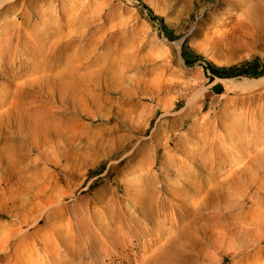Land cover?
<instances>
[{
  "label": "rangeland",
  "instance_id": "rangeland-1",
  "mask_svg": "<svg viewBox=\"0 0 264 264\" xmlns=\"http://www.w3.org/2000/svg\"><path fill=\"white\" fill-rule=\"evenodd\" d=\"M24 1L18 0L11 9H4L6 17L0 14L3 25H0L3 28L0 40L8 37L5 29L16 31L26 17L34 19L31 29L38 30L43 24L52 32L50 39L56 41L58 50L50 59L51 63L58 60L56 70L68 57L74 60L83 54L80 49L84 45L93 47L90 52L88 49L86 58L78 60L79 73L89 76L99 66L108 67L105 72H108L111 89L108 94L101 90L96 92L108 96L109 105L119 111L137 114L142 123L151 119V124H146L140 134L130 132L116 115L109 123L101 121L85 129L90 135H98L100 131L101 137L96 139L103 144L98 150L81 148L82 144L72 147L73 153L78 154L71 163L73 175L64 176L57 186L68 192L61 207L50 214L52 221L57 223L56 232L71 233L66 223L67 212L75 204L76 209L83 207L90 214H96V218L91 217L94 226L104 231L121 228L120 233L134 222L141 224L142 217L136 212L135 201L156 197L153 206L165 208L167 201L164 199L179 194L187 203H194L197 191L218 184L232 171L264 160V82H260L264 79V39L244 15L247 1ZM30 59L38 60L39 54L25 58L28 62ZM253 61L261 64L256 75L211 76L203 67L204 62H209L229 70ZM35 73L34 70L28 76L33 77ZM158 74L173 85L163 87L151 97L145 94L143 85L136 88L137 81L153 79ZM24 77L23 74L18 81ZM188 86L199 96L188 110L180 111L186 105V97L181 93ZM176 95L180 96L173 101V111L166 112L162 105L155 103L156 100L168 101ZM152 134L156 137L152 138ZM133 135L136 138L128 154L102 159L103 148L107 150L116 139L122 142ZM146 176L149 180L142 182ZM194 176H197L195 183ZM261 188L264 193V181ZM142 189L144 193H140ZM178 205L177 202L155 213L154 220L148 224L152 230L150 234L132 236L110 247L109 257L100 264H142L158 249L165 254L179 245L182 251L166 257L173 264H214L211 260L213 250L204 240L184 243L180 238L170 247L167 238L176 235L193 217L192 211L180 210ZM258 208L252 201H238V204L235 202L213 212L202 209L194 219V227L201 229L215 223L233 225L238 222L235 234L238 242L234 245L238 252L227 254L222 264H264V251L250 248L246 242L255 231L253 227L257 221L254 218L264 220V210ZM165 219L174 222L167 228L161 223ZM42 221L40 233L45 231ZM247 223L249 227H245ZM152 241L155 244L152 245ZM187 245L195 248L191 256L185 252ZM258 246L264 248V240ZM63 253L61 250L58 257ZM97 255L100 257L102 252ZM53 257L47 258L46 263H62V259ZM77 257L74 255L73 259Z\"/></svg>",
  "mask_w": 264,
  "mask_h": 264
},
{
  "label": "bare ground",
  "instance_id": "bare-ground-1",
  "mask_svg": "<svg viewBox=\"0 0 264 264\" xmlns=\"http://www.w3.org/2000/svg\"><path fill=\"white\" fill-rule=\"evenodd\" d=\"M17 1L0 0V14L6 17L7 11L4 9H11ZM245 1L244 15L260 34L259 37L264 39V0ZM44 18L42 21L45 23ZM34 21L26 17L16 31L5 29L8 37L0 40V264H49L46 260L53 256L56 260L62 259V263L58 261L60 264H100L109 257L107 250L118 241L150 234L152 230L148 224L154 220L155 213H161L177 202L180 210L184 208L188 212L192 211L193 217L181 226L176 235L167 238L170 247L173 241L180 238L184 243L204 240L213 250L211 260L214 264H222L227 254L238 252L234 246L238 242L235 235L238 222L233 225L215 223L199 229L194 227V219L202 209L213 212L228 208L235 202L238 204V201H252L258 204L259 211L264 210V200H261L264 194L261 188L264 160L232 171L218 184L197 191L198 198L194 203H187L179 194L165 198V208L153 206L156 197L135 201L134 207L138 208L136 212L142 217L141 224L134 222L120 230V233L121 228L104 231L94 226L91 217L96 218V214H90L87 208L76 209L75 204L67 212L66 223L72 229L71 233L60 234L55 231L57 223L52 221L50 214L61 207L68 192L57 189V186L64 176L73 175L71 163L78 154L73 153L72 147L82 144L81 148L92 147L98 150L103 144L102 140L96 139L101 137L100 131L98 135H90L85 129L101 121L109 123L116 115L126 123L130 132L140 134L146 124H151V119L142 123L137 119V114L119 111L109 105L108 96L96 92L101 90L108 94L111 89L112 84L106 75L108 72H105L108 67L99 66L89 76L79 73L81 65L77 64L78 60L86 58L88 49L90 52L94 50L93 47L84 45L80 49L84 51L83 54L74 60V57H68L61 68L56 70L59 67L58 60L50 62L52 54L58 50L56 41L50 39L52 32L43 24L38 30H32ZM24 27L26 29L22 31ZM2 30L0 26V32ZM38 41L41 43L38 44ZM45 50H48L47 53H44ZM36 53L39 54L38 60H25L27 56ZM34 70L35 75L29 77ZM23 74V80L18 81ZM260 82H264V79ZM136 84V88L143 85L145 94L150 97L161 92L163 87L173 85L159 74L153 79H141ZM189 87L181 93L186 97V105L180 111L188 110L199 96L196 90H189ZM179 96H172L165 102L156 100L155 103L162 105L166 112L173 111V101ZM155 137L152 134V138ZM135 138L133 135L122 142L118 139L111 142L107 150L103 148L102 159L116 158L121 153L128 154ZM193 179L195 183L197 176ZM148 180L146 176L142 182ZM140 193H144V190H140ZM254 219L257 225L246 240L249 243L247 246L264 251V248L258 246L264 240V220ZM41 221L45 226L43 233H40ZM173 222L165 219L161 223L168 228ZM249 225L247 223L245 227ZM30 228L34 230L30 231ZM152 242V245L155 244ZM179 246L171 247L165 254L158 249L142 264H173L166 257L176 256L178 250L182 251ZM186 249L185 252L191 256L195 248L187 245ZM61 250H64V255L58 257ZM221 251L225 253L218 254ZM98 252H102L100 257ZM74 255H78L77 259H73Z\"/></svg>",
  "mask_w": 264,
  "mask_h": 264
},
{
  "label": "trees",
  "instance_id": "trees-1",
  "mask_svg": "<svg viewBox=\"0 0 264 264\" xmlns=\"http://www.w3.org/2000/svg\"><path fill=\"white\" fill-rule=\"evenodd\" d=\"M261 64L259 62H245L238 67L230 68L229 70H225L221 67H217L209 62H204V69L211 73V76L225 77L228 74L235 73L236 75L244 74V75H256V71ZM228 71V72H225ZM231 71V72H230ZM262 70L260 71V73Z\"/></svg>",
  "mask_w": 264,
  "mask_h": 264
}]
</instances>
